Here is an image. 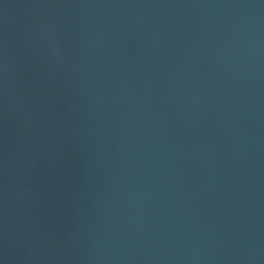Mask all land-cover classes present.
<instances>
[{"label": "water", "instance_id": "water-1", "mask_svg": "<svg viewBox=\"0 0 264 264\" xmlns=\"http://www.w3.org/2000/svg\"><path fill=\"white\" fill-rule=\"evenodd\" d=\"M264 256V0H84Z\"/></svg>", "mask_w": 264, "mask_h": 264}]
</instances>
